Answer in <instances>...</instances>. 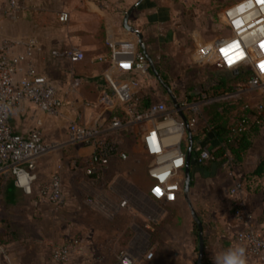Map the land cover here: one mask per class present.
<instances>
[{
  "label": "crops",
  "instance_id": "1",
  "mask_svg": "<svg viewBox=\"0 0 264 264\" xmlns=\"http://www.w3.org/2000/svg\"><path fill=\"white\" fill-rule=\"evenodd\" d=\"M238 1L240 0H144L132 11L128 24L142 34V41L149 54L158 49L160 41L167 42L169 47L179 45L176 29L181 24L191 32L203 30L201 27L205 28L206 24L205 31L209 32L213 22L221 21L220 12H216V9ZM136 2L137 0H21L20 10L11 16L5 14L6 0H0V39H35L41 47L40 51H33L31 54L36 70L60 94H66L69 103L60 114L51 118L33 113L27 107L24 114L10 117L9 123L15 133L25 136L37 115L43 122L41 131L46 142H49L48 136L64 135L66 123L70 120L84 123L94 121L98 114V108L94 104L103 91H110L104 74L112 69L104 58L110 56L111 46L122 50L141 51L137 36L122 25L125 11ZM60 12L68 13L69 20L66 24L59 23L57 15ZM198 20L201 22L200 26L196 25ZM218 31L214 36L209 32L210 38L205 40L222 35L220 28ZM69 47L81 50L83 59L70 62L51 55L53 49ZM168 52L173 56V53ZM143 76L121 74V77L134 81L136 90L139 83L143 82ZM73 78L80 80L79 86L74 89L70 87ZM134 150L135 148L130 154L135 153ZM77 151L78 157L86 156V161L91 148L80 147ZM263 154L264 128L255 135L251 149L244 156L241 166L235 170V177L231 170L230 175L226 167H218L216 164H211L209 169L193 165L192 181L201 177L204 182L201 189L195 184L193 186L198 192V217L202 222L204 240L201 264H216L218 257L237 246L234 237L243 226L231 211L228 190L237 178L255 170ZM42 164L41 159L37 164V181L32 186L31 195L17 188L10 177L0 183V235L6 241L7 258L12 264H51L50 253L53 247L71 236L79 237L81 246L70 255L66 264H120L118 254L122 250L129 252L133 264H158L154 256L146 258L148 252H154L157 243L151 239L146 242L145 249L142 235L152 233L157 228L160 206L174 204L182 194L172 203L154 201L147 193L150 181L145 172L137 195L116 197L110 193L108 196L93 193L80 202L75 196L71 198V191L64 190V187L68 200L63 207H55L38 194L39 186L48 181L39 182ZM215 173H220L219 180L214 177ZM227 175L230 179L226 178V182H223ZM258 184L264 185V180H257L254 185ZM88 199L91 203H88ZM110 199H114L109 204L110 208H114L113 211L106 209L105 202L112 201ZM123 200H126V204L121 206ZM85 204L90 211H98L108 221L121 215L137 221L120 229L113 226L97 227L90 218L86 222L81 221V207ZM245 206L252 216L253 227L264 234V202L261 192H248L245 195ZM20 216L34 222L30 231L21 232L18 229L17 219ZM33 216L39 217L40 221H36ZM106 235L113 239L109 246L100 240ZM195 241L198 247V240ZM108 251L113 256L107 257ZM188 260L187 263H190V259ZM246 264L264 262L246 257Z\"/></svg>",
  "mask_w": 264,
  "mask_h": 264
},
{
  "label": "built area",
  "instance_id": "2",
  "mask_svg": "<svg viewBox=\"0 0 264 264\" xmlns=\"http://www.w3.org/2000/svg\"><path fill=\"white\" fill-rule=\"evenodd\" d=\"M21 0H6L5 14L15 15ZM220 30L226 33L203 42L194 53V63L212 65L220 70L248 71L250 78L244 85L236 84L229 91L206 95L194 89L175 94L177 108L168 102H150L146 108L139 106L140 96L134 81L123 75H145L149 66L142 51L122 50L111 46L108 61L111 72L104 77L110 91H103L95 105L98 114L93 122L70 120L66 123L65 138L60 142L43 140V122L38 116L55 117L69 105L68 100L49 80L40 74L32 61V52L40 51L39 43L32 38L0 39V183L12 178L14 185L25 194L32 193L37 181L36 168L39 160L52 150L64 147H90L91 153L84 161V174L88 177L103 175L111 161H125L130 151L139 144L142 154L148 158L146 176L150 181L148 195L157 202H175L183 195V168L187 141L186 128L191 134L200 131L204 106L226 101L243 100L236 120L234 133L247 130L248 118L242 113L253 109L257 115L264 101V0H240L220 12ZM59 23L69 20L67 12L57 15ZM56 58L77 62L83 52L77 47L53 49ZM101 60V59H100ZM80 80L73 78L72 89ZM185 92V93H183ZM191 95V96H190ZM30 107L37 117L25 136L13 131L9 120L15 114H24ZM183 115V117L179 114ZM259 122V121H258ZM193 146V145H192ZM193 161L201 164L210 158L207 143L196 142ZM231 160L222 163L231 175ZM159 190V191H157ZM38 194L55 207H63L67 197L63 190L60 172H54L48 181L39 186ZM230 208L243 228L235 234L237 246L245 248L246 257L264 262V234L253 227V219L245 206L243 184L234 181L228 190ZM88 203L91 200L88 199ZM126 200L121 202V206ZM81 246L79 237H68L51 251V264H66L70 255ZM152 252L146 254L150 259ZM120 264H133L129 252L118 254ZM0 264H12L7 258L5 245L0 243Z\"/></svg>",
  "mask_w": 264,
  "mask_h": 264
},
{
  "label": "rangeland",
  "instance_id": "3",
  "mask_svg": "<svg viewBox=\"0 0 264 264\" xmlns=\"http://www.w3.org/2000/svg\"><path fill=\"white\" fill-rule=\"evenodd\" d=\"M222 9L223 7L218 8L216 12H221ZM200 23V20H198L196 25L200 26ZM181 25L182 26H178L179 28L176 29L180 46L177 44L174 47H169L167 46V42L162 43L160 41L158 42V49H154L153 52H149L148 54L163 82L169 86L175 94H179V92L182 91L186 92V90L192 88L198 90L200 85L204 84L207 79L215 76L218 77V75L222 74L220 69L212 65L200 66L193 61L194 53L198 46L206 42L205 39L210 38L209 32L212 33V36L215 35L214 33H216V35L218 34V29L221 27L220 22H213V25L211 24V28H209V32L205 31L207 27L206 24L204 25L205 28L201 27L204 31L199 29L193 32L183 24ZM216 29L217 31H215ZM224 33H226V31L224 32L223 30L222 34ZM168 51L173 53V56H171ZM137 87L139 96L142 98H149V103L160 101L168 102V94L156 80L152 72H147V74L143 76V82L139 83ZM204 116L205 114L203 112V117ZM203 122L204 120H200L199 129L203 126ZM64 138L65 136L63 134H57L48 136L47 140L49 142H60ZM186 146L187 141H185L182 147L186 148ZM77 148H80V146H68L60 151L54 149L44 156L42 158L43 164L41 165V172L38 177L39 182L47 181L54 172H60L64 180V190H70L72 194L71 198L75 196L80 202L85 201V199L93 193L96 195L102 193L105 196H108V193H110L119 197L124 195L131 196L130 194L137 195L140 192L144 173L146 172V167L149 162L148 158L142 154L140 146L136 145L134 147L135 153L129 154L130 156L124 162L112 161L105 173L98 177H88L84 174V160L86 156L78 157L79 152ZM219 174L215 173L214 177L216 180H219ZM226 178L230 179L229 176L224 177L225 180H223V182H226ZM194 184L198 189L204 187V182L201 181V177H197V179L191 181V188L188 195L184 197L183 194L174 204L161 205L157 228L152 233L142 235L143 247L145 249L147 245L146 242H150L151 239H153L154 243H157L153 256L158 264H195L197 244L194 239L195 228L191 216V209L198 215L200 205L197 196L198 192H196L197 188L193 187ZM101 198L103 199L102 196ZM110 200L112 201L108 200L105 202L106 209L113 211L114 208H110L109 204L113 203L114 199ZM88 207L86 204L82 205L81 208H83V212L81 217L83 218H81V221L86 222L87 218H90L93 222L92 224L97 227L110 228L113 226L120 229L135 224L137 221L127 215L117 216L112 221H108L100 215L98 211H90ZM33 218L35 220L37 219L36 221L38 222L40 221L38 220L39 217L33 216ZM17 222L19 223L18 229H20L21 232L24 230L30 231L34 224L31 219L23 216H20ZM137 223L140 224L141 222ZM100 240H102L106 246H109L108 244L110 241H113L110 235H106L104 239ZM188 246H190V249ZM174 253L178 255L175 256ZM106 256L111 257L113 255L108 251ZM188 259H190V263H187Z\"/></svg>",
  "mask_w": 264,
  "mask_h": 264
},
{
  "label": "trees",
  "instance_id": "4",
  "mask_svg": "<svg viewBox=\"0 0 264 264\" xmlns=\"http://www.w3.org/2000/svg\"><path fill=\"white\" fill-rule=\"evenodd\" d=\"M220 71L222 73L221 75H218V77H211L207 79L204 84H201L198 92L205 93L206 95L223 93L229 91L236 84L244 85L250 78V73L248 71ZM148 72L151 73V70L148 69ZM186 93L192 95L194 93V88L186 90ZM148 104L149 98L140 97L139 106L141 108H146ZM242 105L243 100L237 99L234 101L213 103L202 108L201 113L202 115L203 112L205 114L203 117V126L198 133L192 135L193 146L190 161L191 175L193 165H198V167L202 166L201 168L205 169H209L211 164H216L220 167L222 166V163L230 158V169L233 177H235V170L241 166L244 156L248 150L251 149L255 135L259 134L264 128L263 101V108L259 115H257L253 109H246L242 112L248 118L247 130L240 133H234L236 120L241 113L239 109ZM199 141L207 143L210 148V158L201 164H197L193 161L195 155L193 149L195 143ZM260 179L264 180V154L261 156L254 171L245 173L240 178H237V181L243 184L244 195L248 192H261L264 202V185H254L255 182ZM194 228V237L198 240V229L195 222ZM0 243L6 245L5 239H3L1 235Z\"/></svg>",
  "mask_w": 264,
  "mask_h": 264
},
{
  "label": "water",
  "instance_id": "5",
  "mask_svg": "<svg viewBox=\"0 0 264 264\" xmlns=\"http://www.w3.org/2000/svg\"><path fill=\"white\" fill-rule=\"evenodd\" d=\"M143 1L144 0H137L136 3H134L132 6H130L127 11H125V13L123 15L122 25L126 30L134 33L137 36L138 42H139V47L146 57L149 69L154 74L156 80L163 87V89L168 94L169 98L175 104V107L177 108V104H176V100H175L173 91L169 88V86H167L162 81L157 70L155 69L153 61L151 60L150 56L148 55L145 44L142 41V34L139 31L133 29L128 24V19H129V16L131 15L132 11ZM179 114L183 117L181 112H179ZM186 133H187V148H186V152H185V162H184V168H183L184 181H183V187H182V192L184 194V197H186L188 195L190 188H191V181H192L190 161H191V157H192L193 137H192L191 132L188 130V128H186ZM191 216H192V219L195 222L197 229H198V247H197V257H196L195 264H201L203 252H204L202 222H201L200 218L198 217V215L195 213V211L192 209H191Z\"/></svg>",
  "mask_w": 264,
  "mask_h": 264
},
{
  "label": "clouds",
  "instance_id": "6",
  "mask_svg": "<svg viewBox=\"0 0 264 264\" xmlns=\"http://www.w3.org/2000/svg\"><path fill=\"white\" fill-rule=\"evenodd\" d=\"M216 264H246V253L243 246H236L227 250L217 258Z\"/></svg>",
  "mask_w": 264,
  "mask_h": 264
},
{
  "label": "snow or ice",
  "instance_id": "7",
  "mask_svg": "<svg viewBox=\"0 0 264 264\" xmlns=\"http://www.w3.org/2000/svg\"><path fill=\"white\" fill-rule=\"evenodd\" d=\"M157 191H159V190H157Z\"/></svg>",
  "mask_w": 264,
  "mask_h": 264
}]
</instances>
